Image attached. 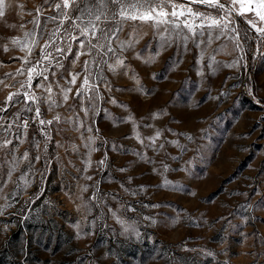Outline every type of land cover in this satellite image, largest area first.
Instances as JSON below:
<instances>
[{
  "label": "rangeland",
  "instance_id": "1",
  "mask_svg": "<svg viewBox=\"0 0 264 264\" xmlns=\"http://www.w3.org/2000/svg\"><path fill=\"white\" fill-rule=\"evenodd\" d=\"M0 264H264V0H0Z\"/></svg>",
  "mask_w": 264,
  "mask_h": 264
}]
</instances>
